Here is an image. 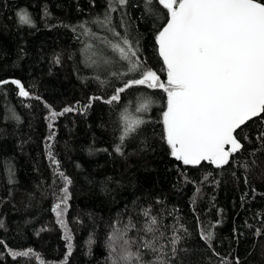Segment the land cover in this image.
Listing matches in <instances>:
<instances>
[{"label": "trees", "instance_id": "16d2710c", "mask_svg": "<svg viewBox=\"0 0 264 264\" xmlns=\"http://www.w3.org/2000/svg\"><path fill=\"white\" fill-rule=\"evenodd\" d=\"M108 7L109 0H0V80H20L31 93L25 98L11 83L0 86V239L8 248H31L50 264H60L67 242L52 208L62 195V171L72 181L65 215L73 244L68 264H111L108 242L114 227L131 220L136 228L128 235L139 240L145 236L140 231L145 209L160 221V243L166 245L170 264H236L237 259L264 264V147L256 140L261 125L249 122L251 142H243L244 148L222 168L176 161L161 138L166 103L161 90L133 88L119 103L104 102L120 81L107 86L100 81L111 79L110 71H124V62L86 30L113 39L95 23ZM147 7L145 0H127L111 13L112 26L121 35L127 28L129 39L139 43L141 61L164 80L155 44L160 21ZM22 9L34 26L18 22ZM101 55L119 63L87 66ZM94 96L103 99L84 109ZM147 97L153 101L149 110L136 113ZM45 103L57 112L76 110L59 116L50 129ZM125 109L146 123L118 153ZM202 230L214 234L211 248L201 239ZM174 235L180 239L173 257ZM141 251L145 261L154 259L152 252ZM0 264H38V259H13L0 245Z\"/></svg>", "mask_w": 264, "mask_h": 264}, {"label": "snow or ice", "instance_id": "6c2138e0", "mask_svg": "<svg viewBox=\"0 0 264 264\" xmlns=\"http://www.w3.org/2000/svg\"><path fill=\"white\" fill-rule=\"evenodd\" d=\"M126 4L127 0H109L103 20L97 18L95 21L111 33L113 39L96 37L95 33L86 30L87 34L109 47L119 61L124 62V71L109 72L108 68L105 69L111 79L100 81V77H96L102 86H107L112 80L120 81L104 102L110 105L119 103L122 95L133 88L161 90L166 95L159 121L162 125L161 138L168 145L171 157L184 166H202L205 162L216 168L228 165L244 148L243 142H251L249 122L261 125L256 140L264 147V0H145L146 10L160 21L155 44L163 62L162 71L166 72L164 80L157 70L146 67L141 61L139 43L129 39L127 28L121 35L112 26L111 13ZM154 4L157 7H151ZM17 17L21 25L34 26L26 9L20 10ZM121 27H124L123 19ZM119 61L101 55L98 59H90L87 66L100 67L103 64L111 67ZM8 83L16 86L19 96H31L20 80H0V86ZM34 98L41 99L39 96ZM98 99L103 98L90 97L88 105L83 108L91 107L92 102ZM152 103L150 97L142 99L135 112H147ZM45 107L50 113L47 117L50 129L59 116L76 110L65 107L57 112L47 103ZM120 121V143L115 146L118 153L124 141L146 123L127 109L121 112ZM54 135L53 132L48 139L52 140ZM49 158L59 170V162L50 150ZM59 176L64 181V187L52 211L56 222L64 230L63 238L67 242V252L60 264H68L73 244L65 215L72 181L62 171ZM143 215L147 219L140 231L145 236L139 240H133L128 235L136 228L131 220L122 228L114 227L108 242L111 264H170L166 245L160 243L164 236L160 231V221L151 215L149 209H145ZM3 227L0 221V228ZM260 234L261 230L257 229L256 235ZM179 239L178 235L171 239L173 257ZM201 239L211 248L214 234L202 230ZM92 242L90 239L89 243ZM0 245L13 259H38V264H50L31 248L14 250L8 248L3 239H0ZM141 249L152 252L154 259L145 261ZM223 264L228 262L223 261ZM236 264H240L238 259Z\"/></svg>", "mask_w": 264, "mask_h": 264}]
</instances>
